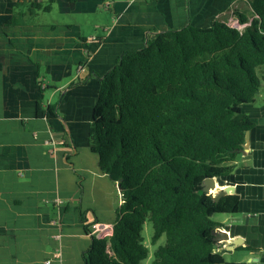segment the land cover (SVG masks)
I'll return each instance as SVG.
<instances>
[{
	"label": "crops",
	"instance_id": "0c3cea01",
	"mask_svg": "<svg viewBox=\"0 0 264 264\" xmlns=\"http://www.w3.org/2000/svg\"><path fill=\"white\" fill-rule=\"evenodd\" d=\"M49 1L48 13L29 7ZM236 12L249 16L248 0H0V264H82L90 240L80 213L112 225L121 203L88 147L97 76L148 37L226 23ZM48 105L50 121L37 115ZM242 112L253 128L231 175L216 183L239 198L220 230L243 244L218 251L264 264V85Z\"/></svg>",
	"mask_w": 264,
	"mask_h": 264
},
{
	"label": "trees",
	"instance_id": "16d2710c",
	"mask_svg": "<svg viewBox=\"0 0 264 264\" xmlns=\"http://www.w3.org/2000/svg\"><path fill=\"white\" fill-rule=\"evenodd\" d=\"M51 4L29 7L48 13ZM248 4L250 16L234 13L241 30L215 21L160 32L97 76L88 147L119 187L121 203L104 239L90 235L98 221L80 213L90 240L82 264H141L148 257L145 221L152 245L165 237L151 264H247L226 262L214 241L222 225L213 217L236 214L238 196L216 202L202 183L231 175L253 128L242 107L253 104L264 80L256 73L264 68V0ZM15 16L11 25L18 24ZM54 109L38 106L37 115L50 121Z\"/></svg>",
	"mask_w": 264,
	"mask_h": 264
},
{
	"label": "water",
	"instance_id": "95a60500",
	"mask_svg": "<svg viewBox=\"0 0 264 264\" xmlns=\"http://www.w3.org/2000/svg\"><path fill=\"white\" fill-rule=\"evenodd\" d=\"M202 191L212 195L216 202L223 196L234 194V189L230 186L219 187L216 178L205 179L202 183ZM214 241L221 244L225 251H234L243 244L240 238H231L224 230L220 229L214 231Z\"/></svg>",
	"mask_w": 264,
	"mask_h": 264
},
{
	"label": "rangeland",
	"instance_id": "374dc122",
	"mask_svg": "<svg viewBox=\"0 0 264 264\" xmlns=\"http://www.w3.org/2000/svg\"><path fill=\"white\" fill-rule=\"evenodd\" d=\"M250 14H249V16H250ZM40 15H42V14H40ZM101 15H103V17H105V13L104 12H101ZM45 16H46V18L47 17L55 18L58 15H57V12L54 10L51 14L45 15ZM235 21H237V20L232 18L230 20H227L226 23L228 25H231ZM256 73H257L258 77L261 79V77L264 76V68H261L260 70H256ZM261 85H264V80H261ZM221 217H222V215H216V216L213 217V220L214 221H219L221 219ZM100 224L111 226V224H109V223H100ZM152 234H153V229H152L151 223L149 221H145V223L143 225V230H142V234L141 235H142V238H143V243L148 249V257L144 261H142L141 264H151V262L153 261L154 252L157 250L158 247L163 246L165 244V237L162 236L156 242L155 245H152L151 244ZM235 260H241L239 254H235V255H232V256H226V262H234Z\"/></svg>",
	"mask_w": 264,
	"mask_h": 264
},
{
	"label": "built area",
	"instance_id": "2783aa9c",
	"mask_svg": "<svg viewBox=\"0 0 264 264\" xmlns=\"http://www.w3.org/2000/svg\"><path fill=\"white\" fill-rule=\"evenodd\" d=\"M107 6V5H106ZM231 28H236L241 30L243 28V26L238 25V22L235 21L233 24L228 25ZM90 41H95V39H91ZM83 68L80 67L79 71H82ZM47 144H49V142L47 141ZM60 144H62V142H60ZM112 233V225L111 226H107V225H103L98 223H94L91 225L90 227V235L96 237L97 239H104L107 238L111 235ZM57 254L55 255V257L57 258ZM44 264H50V261H46Z\"/></svg>",
	"mask_w": 264,
	"mask_h": 264
}]
</instances>
